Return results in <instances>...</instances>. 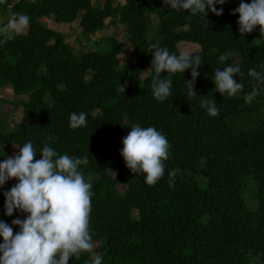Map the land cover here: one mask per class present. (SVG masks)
<instances>
[{
	"label": "trees",
	"instance_id": "trees-1",
	"mask_svg": "<svg viewBox=\"0 0 264 264\" xmlns=\"http://www.w3.org/2000/svg\"><path fill=\"white\" fill-rule=\"evenodd\" d=\"M124 1L108 17L127 24L132 44L145 46L146 60L151 54L149 44L136 23L163 0ZM86 3L22 0L17 4L14 14L22 8L30 17V25L6 37L7 43L0 46V89L9 87L15 96H27L28 100L22 104L23 117L16 131L0 134V144L10 147L32 141L38 151L48 144L61 154L87 159L81 170L84 175L90 173L85 175L91 179L94 193L90 229L93 242L104 241L103 264H247L254 256L264 263V118L263 128L241 136L233 135L227 124L230 115L241 107L239 97L255 86L247 73L251 68L259 70L264 63V33L257 26L241 39L238 26H230L224 47L242 56L243 75L236 79L244 89L240 95L228 97L216 92L212 81L222 55L213 46L220 38L198 22L192 21L188 29H181L186 23L180 20L166 22L159 38L170 52L179 54L180 43L199 46L196 53L204 64L194 90L206 99L213 97L219 114L210 117L200 106L199 96H187L185 80L191 77L186 70L183 75L172 76L170 100L157 102L153 98V73L141 90L130 89L116 101L104 104V116L99 117L81 107L80 100L111 78L119 66V44L115 38L106 37L80 57L59 34L40 22L50 15L61 21L63 15ZM238 3L228 0L226 14H233ZM102 21L98 28H102ZM144 65L140 63L137 69L143 70ZM47 95L49 102L45 101ZM257 98L264 104V93ZM81 111L87 113V125L70 128V113ZM134 123L155 126L170 143L165 175L154 186L147 185L142 175L130 172L119 154L122 145L114 146L111 141L117 137L121 142ZM2 127L0 120V130ZM172 170L178 171L174 187H169L168 172ZM111 171L116 172L114 178ZM193 177L203 178L205 187ZM250 180L257 188L254 211L243 199ZM15 182L10 180L0 189V219L8 223L18 214L3 215L2 193ZM118 185L126 187L124 194L118 193ZM133 211L138 213L137 220L131 217Z\"/></svg>",
	"mask_w": 264,
	"mask_h": 264
},
{
	"label": "clouds",
	"instance_id": "clouds-1",
	"mask_svg": "<svg viewBox=\"0 0 264 264\" xmlns=\"http://www.w3.org/2000/svg\"><path fill=\"white\" fill-rule=\"evenodd\" d=\"M227 2L163 0V5L168 10L183 11L192 16L202 14L205 19L209 13L221 16L222 6ZM232 13L238 14L237 31L241 39L257 26L260 33H264V0H239ZM29 25L28 15L14 14L8 21L7 30L15 34L27 29ZM6 43V37L0 38V46ZM150 53V70L154 73L151 90L157 102L170 100L173 96L172 76L177 73L183 75L188 70L191 79L185 80L187 96H199L200 106L210 117L219 114L213 97L206 99L205 95H198L194 90L195 81L200 75L199 68L204 64L198 53L176 54L167 47L156 45ZM231 57L230 52L218 57L219 67L214 70L212 81L216 92L235 97L243 92L244 84L236 79L238 74L243 73L239 64L234 59L230 60ZM258 67L259 70H248L247 74L255 81V86L251 92L244 94L246 103H252L258 95L264 93V63ZM162 73L166 75L162 76ZM87 123V113H70V128L78 129ZM121 145L119 154L125 166L130 172L142 175L147 185L154 186L164 177L170 143L155 126L132 124L127 135L122 138ZM16 146L18 150L13 155L0 160V189L8 181H16L2 193L3 215L12 217L14 213L18 214L10 223L0 219V264H69L70 258L78 259L84 253L91 257L90 264H103V257L94 251L90 229L94 195L92 183L81 170L87 159L61 154L48 144L38 151L32 141ZM3 148L0 149V157L5 156ZM37 154L39 158H36ZM177 171L168 172L169 187H174Z\"/></svg>",
	"mask_w": 264,
	"mask_h": 264
},
{
	"label": "rangeland",
	"instance_id": "rangeland-1",
	"mask_svg": "<svg viewBox=\"0 0 264 264\" xmlns=\"http://www.w3.org/2000/svg\"><path fill=\"white\" fill-rule=\"evenodd\" d=\"M22 0H3L0 3V33L5 36H13L7 30L8 21L13 17L14 10L17 4ZM86 4H80L79 8L74 12L63 15L61 21H56L55 17L50 15L40 19V22L48 27L49 30L60 35L63 43L70 46L75 55L82 57L85 53L96 48V43L106 37H113L119 44L122 53L118 56L119 66L113 70L111 78L107 83L92 91L87 96L80 100L81 107L90 110L95 115L102 117L104 112L101 107L104 104L114 102L124 92L130 89L141 90L144 82L151 77L153 72L150 70L151 54L145 56V46L136 47L131 42V35L128 32L126 23L121 22L118 18H110L108 15L114 10H118L124 5V0H86ZM7 2L10 4L7 6ZM249 2V0H245ZM68 5V4H67ZM16 6V7H15ZM238 4L236 5V7ZM220 7V6H219ZM223 14L219 17L209 13L206 20L198 19V16H192L183 11L175 12L168 10L163 4L153 7L141 18L136 25L141 26L144 30V39L149 44L147 50H152L153 46L164 47L160 41L159 35L163 25L168 21L184 22L186 25L181 29H188L192 21L198 22L210 30L213 37H217L218 42L213 46L215 51H222V55L232 53L231 59H234L239 67L242 62V56L239 52L226 49V38L230 30V26H238V14H226V6L223 5ZM22 8L17 9V14H23ZM203 17V15L201 14ZM103 20V21H102ZM99 21L103 22L102 28L97 27ZM84 24L87 27H84ZM22 31V30H21ZM19 31V33L21 32ZM18 33V32H17ZM224 39V40H223ZM179 52H198V45L190 43H180L178 45ZM144 62V69L139 71L137 66ZM231 62V61H229ZM89 78V77H88ZM27 96L17 97L9 87L0 89V120L3 122V127L0 130L1 135H8L16 131L17 125L21 123L23 117L22 104L27 102ZM45 101L49 102L50 97L47 95ZM240 106L237 111L230 115L228 119V128L235 136H241L250 131H256L263 128L264 104L256 97L252 103H246L244 96L239 97ZM114 146L121 144L119 138L114 137L112 140ZM4 147V148H3ZM3 148L5 156L13 155L17 150V146H7L5 143L0 144V149ZM2 155V152H0ZM112 178L116 172L111 171ZM86 176L90 173H85ZM95 178V177H92ZM202 187H205L206 181L201 177H193ZM119 194H124L126 187L118 185L116 187ZM256 183L249 181L243 199L247 208L251 211L257 209V201L255 199ZM131 217L134 220L138 219V213L133 211ZM104 241L94 242V251L97 255L102 256L101 247ZM87 259V260H86ZM91 257L84 253L80 258H70L69 264H90ZM247 264H264L259 256H254Z\"/></svg>",
	"mask_w": 264,
	"mask_h": 264
},
{
	"label": "crops",
	"instance_id": "crops-1",
	"mask_svg": "<svg viewBox=\"0 0 264 264\" xmlns=\"http://www.w3.org/2000/svg\"><path fill=\"white\" fill-rule=\"evenodd\" d=\"M16 33H17V32H16ZM16 33H15V34H16ZM13 35H14V34H13ZM9 37H11V36H9Z\"/></svg>",
	"mask_w": 264,
	"mask_h": 264
}]
</instances>
